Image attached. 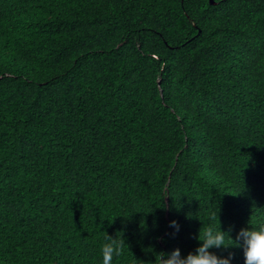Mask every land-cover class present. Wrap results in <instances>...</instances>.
Returning <instances> with one entry per match:
<instances>
[{
  "label": "trees",
  "instance_id": "obj_1",
  "mask_svg": "<svg viewBox=\"0 0 264 264\" xmlns=\"http://www.w3.org/2000/svg\"><path fill=\"white\" fill-rule=\"evenodd\" d=\"M259 223L264 0H0V264H102L106 233L155 264Z\"/></svg>",
  "mask_w": 264,
  "mask_h": 264
},
{
  "label": "clouds",
  "instance_id": "obj_2",
  "mask_svg": "<svg viewBox=\"0 0 264 264\" xmlns=\"http://www.w3.org/2000/svg\"><path fill=\"white\" fill-rule=\"evenodd\" d=\"M170 226L179 231V223L173 219ZM230 229L210 225L199 232L200 241L194 251L182 255L179 247L170 252L160 251L155 256V264H233L232 253L218 255L212 249L240 247L243 250L244 264H264V223L241 227L233 237ZM125 241L106 233L100 243L102 264H114V257L122 254Z\"/></svg>",
  "mask_w": 264,
  "mask_h": 264
}]
</instances>
